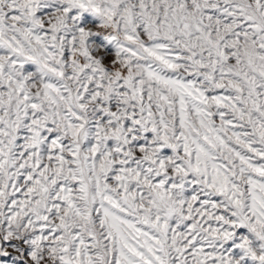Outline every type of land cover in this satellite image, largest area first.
Segmentation results:
<instances>
[{
	"label": "snow or ice",
	"instance_id": "obj_1",
	"mask_svg": "<svg viewBox=\"0 0 264 264\" xmlns=\"http://www.w3.org/2000/svg\"><path fill=\"white\" fill-rule=\"evenodd\" d=\"M0 264H264V0H0Z\"/></svg>",
	"mask_w": 264,
	"mask_h": 264
}]
</instances>
